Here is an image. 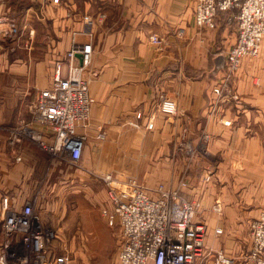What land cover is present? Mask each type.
<instances>
[{"label": "crops", "instance_id": "crops-1", "mask_svg": "<svg viewBox=\"0 0 264 264\" xmlns=\"http://www.w3.org/2000/svg\"><path fill=\"white\" fill-rule=\"evenodd\" d=\"M194 4L28 0L25 16H32L31 35L42 48L33 74L38 92L49 85L56 61L65 58L71 45L91 43L84 71L90 78V114L87 124L77 128L86 137L82 162L101 172L127 173L112 174L116 179L135 177L148 185L179 188L199 204L196 220L207 226L205 248L239 256L250 245L247 223L264 209V37L258 56L244 58L232 80L239 101L215 100L211 90L221 75V70L212 75L215 57L225 54L236 32L226 13L219 15L214 29L197 28ZM84 16L93 23L87 25ZM152 33L163 39L161 46L149 40ZM75 62L80 63L79 57ZM162 94L176 100L174 115L159 112ZM151 116L153 124L147 128ZM22 117L29 119L30 106ZM18 119L0 123V223L2 198L16 209L32 202L33 192L25 187L34 183L26 179L39 163L47 165L42 149H20L22 141L9 144L8 129ZM99 132L104 138H97ZM215 203L220 211L213 210ZM216 227L220 233L214 232Z\"/></svg>", "mask_w": 264, "mask_h": 264}, {"label": "built area", "instance_id": "built-area-1", "mask_svg": "<svg viewBox=\"0 0 264 264\" xmlns=\"http://www.w3.org/2000/svg\"><path fill=\"white\" fill-rule=\"evenodd\" d=\"M223 13L227 14V23L233 24L236 37L225 52L224 70L211 92L215 100L238 102L232 79L242 60L257 57L261 50L264 0H195L193 21L199 29H214ZM83 18L87 25L93 23L89 16ZM101 18L99 15L98 20ZM149 40L156 46L163 43L155 33L149 35ZM77 54L80 63L75 62ZM91 56V43H74L65 58L56 61L49 85L39 90L30 104L29 119L20 118L8 129L11 146L26 139L52 158L77 164L86 138L77 128L87 124L90 114V78L84 76V71ZM158 110L166 116L174 115L176 100L160 95ZM223 123L227 125L230 121ZM34 124L43 126L47 132ZM152 124L151 116L146 127L151 128ZM96 136L102 139L104 133ZM208 138L205 134L204 140ZM99 177L107 185L101 216L109 226L118 228L120 236L116 264H264V209L250 221V245L246 252L232 256L221 249L205 248L207 226L196 220L199 204L188 199L179 188L161 182L148 185L135 177L120 180L111 173H101ZM1 201V264H70L67 253L56 252L55 234L41 221L32 202L16 209L8 205L7 197ZM213 210L220 211V205L215 203ZM214 232L220 233L221 229L216 227Z\"/></svg>", "mask_w": 264, "mask_h": 264}, {"label": "rangeland", "instance_id": "rangeland-1", "mask_svg": "<svg viewBox=\"0 0 264 264\" xmlns=\"http://www.w3.org/2000/svg\"><path fill=\"white\" fill-rule=\"evenodd\" d=\"M27 3L28 0H0V123L3 126L19 116L23 118L38 88L33 69L40 62L42 48L31 35L34 27L32 16L28 14V19L25 16ZM22 148L40 149L36 143L25 140L21 142ZM46 159V167L39 163L31 178L26 179L27 182L32 179L34 186H26L25 192H33L30 201L34 211L55 234L56 252L67 253L70 264H116L118 228L109 226L100 213L107 200V185L99 176L109 172L87 168L81 158L75 165L47 153ZM112 174L127 173L112 171Z\"/></svg>", "mask_w": 264, "mask_h": 264}, {"label": "water", "instance_id": "water-1", "mask_svg": "<svg viewBox=\"0 0 264 264\" xmlns=\"http://www.w3.org/2000/svg\"><path fill=\"white\" fill-rule=\"evenodd\" d=\"M77 57H79L80 60V54H77ZM225 58L226 54H217L215 57V66L212 72V75L215 76L218 70L223 71L225 66ZM81 62V60H80Z\"/></svg>", "mask_w": 264, "mask_h": 264}]
</instances>
